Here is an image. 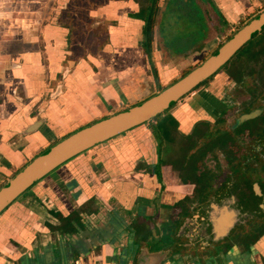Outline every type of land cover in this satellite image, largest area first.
Masks as SVG:
<instances>
[{
	"label": "crops",
	"instance_id": "0c3cea01",
	"mask_svg": "<svg viewBox=\"0 0 264 264\" xmlns=\"http://www.w3.org/2000/svg\"><path fill=\"white\" fill-rule=\"evenodd\" d=\"M78 1L69 18V0H57L52 17L23 38L22 50L0 60V189L53 146L141 104L156 87L146 70L168 53L152 42V59L146 58L140 4ZM213 1L234 32L264 5ZM155 158V141L143 125L60 167L0 216V264H166L171 245L160 240L170 209L185 205L189 192L148 175ZM76 213V231L64 234L62 219ZM241 247L250 258L230 264H264V238Z\"/></svg>",
	"mask_w": 264,
	"mask_h": 264
},
{
	"label": "flooded vegetation",
	"instance_id": "af4514ba",
	"mask_svg": "<svg viewBox=\"0 0 264 264\" xmlns=\"http://www.w3.org/2000/svg\"><path fill=\"white\" fill-rule=\"evenodd\" d=\"M234 81L232 92L248 97L238 101L229 96L212 107L195 97L183 109V116L189 114L181 120L170 113L177 104L164 113L175 122L162 143L168 145L164 161L163 151H157L160 142L149 128L156 158L147 174L160 183L174 180L189 192L183 198L185 205L170 209L164 244L171 249L189 246L216 259L227 257L234 245H257L264 238V84L247 86L244 77ZM209 157L214 169L225 160L236 175L222 181L228 185L222 197L214 194L220 181L206 165ZM254 214L261 222L253 225L249 220ZM246 223L250 230L241 233Z\"/></svg>",
	"mask_w": 264,
	"mask_h": 264
},
{
	"label": "rangeland",
	"instance_id": "374dc122",
	"mask_svg": "<svg viewBox=\"0 0 264 264\" xmlns=\"http://www.w3.org/2000/svg\"><path fill=\"white\" fill-rule=\"evenodd\" d=\"M56 1L57 0H0V55H1L0 60H2V57L6 55L8 56V54L11 52L14 53L22 50L20 44L22 43L23 38L34 34L33 33L35 31L34 28L36 29L39 25L38 21L41 20L47 21L46 19H48L51 16L52 7ZM78 2L80 6L81 1L69 0V5L67 6V9H69L68 12L70 16L69 18H72L70 14L71 10L73 9L76 10ZM175 3H176L175 0L157 1V9H156L157 14L155 16V23L153 26V42H154L155 51L158 48L157 45L158 46L161 45L160 41L158 40L160 37L159 34L160 25H161L160 23L162 19L170 17L171 13L167 11V7L169 5L173 6ZM183 4L187 5V0H184ZM263 9H264V5L263 8L256 11V15L262 13ZM78 11L80 13L83 12L82 10H78ZM185 12H187V8ZM245 18H246L245 20L242 19L239 22V24L236 25V27H234L235 32L234 30H232V28H231L232 31L228 29V26L226 27L221 26L217 18H214L213 21L208 25L209 29L206 33L205 40L201 41L198 45L188 49L183 53H174V51H171L169 55L161 53L155 58L154 61L152 59V63H153L152 70H151V65L149 64L148 65L149 70L147 69L146 71L153 72L151 73V76H154V83L156 84V87L151 91H149V93L151 92V95L154 96L156 92L159 91V89H163L171 86L172 84L183 78V76H185L187 73L199 67L206 59H208L211 55H213L216 51H218V49L228 41V38L232 34L242 29L244 25L248 23L250 17L247 16ZM35 20L37 21L35 22ZM176 35H177V31L171 29L170 32L166 34V37L167 39L170 40L171 38H175ZM258 38L259 37H255V39H253V41H251V43L247 46V49L249 50L254 49L255 48L254 44L257 43ZM240 54L228 64L229 66L227 65L226 69L223 68L205 86H203L198 91L193 92L191 95L187 96L185 99L177 103L175 108H173V110H171L170 113L180 120L183 117H186L187 112H184V116H183V109L187 106V104H189V101L194 100L195 97H197L198 99H202L205 105H209L211 107L213 105L218 104V102L221 101V99L227 101V98L229 96L234 97V99L238 101L245 99L246 97H248V95L244 96V95H239L236 92L235 93L232 92L236 88L234 84L235 81L233 75L237 73L240 74L241 71L245 73L243 77L245 78V82L247 81L246 82L247 86L250 85V83H254L256 85L257 84L256 82H261L262 84H264V73L261 72L263 68L259 66L256 68L253 63H249V60L245 55L240 56ZM250 70L256 72L255 74V76L257 77L256 79H250L248 77L249 75H247V73ZM231 72L232 75H229ZM168 112L169 110L166 111L165 113ZM232 123H234V120L230 121V124ZM93 125H95V123ZM146 126L147 128H149L148 125ZM136 129H133L132 131ZM167 147H168L167 144L158 147L157 151L159 153L163 151L164 153V155L161 157L162 161L166 159L165 153ZM172 157L174 158L175 156L172 155ZM223 161H224L222 162L223 164L220 163L219 164L220 166L217 169H214L215 164L210 157L207 159V164H206L208 168L209 167L211 168L210 171L213 172L216 175V177L218 176L219 178L220 184L218 183L219 185L217 187H214V194H216L217 196L225 195V192H227L228 190L227 189L228 185L226 186L227 182L223 183L224 186L222 187L221 186L222 181L225 179L227 180L228 178L230 179V177L233 178L236 177V175L230 173L231 169H229V167L227 166L226 161L225 160ZM50 175L53 176L55 175V173L53 172ZM30 192L31 189L22 197H20L17 201H21ZM249 221L253 222V225L255 223L261 222L260 218L255 214L251 215ZM246 225L247 223L245 224V228L247 229L241 230V233H246L248 230H250L248 229L249 228L248 226L246 227ZM243 226L240 225L239 228L240 227L243 228ZM250 227H252V225ZM161 240L163 242L160 244H164V238ZM236 246L238 251L237 253H234L233 250H231L227 257L221 255L219 258L216 259L211 258L209 256H204V253L202 251L200 252L198 249H191V247L189 246L188 247L182 246L179 249L172 248L165 255V259L168 260L166 264L168 262L169 263L171 262L170 264H175V262L176 264H199V263L230 264L232 263L233 259L250 258L249 253L244 252V248L241 247L242 245L240 246L236 245ZM239 264L242 263L239 262Z\"/></svg>",
	"mask_w": 264,
	"mask_h": 264
},
{
	"label": "water",
	"instance_id": "95a60500",
	"mask_svg": "<svg viewBox=\"0 0 264 264\" xmlns=\"http://www.w3.org/2000/svg\"><path fill=\"white\" fill-rule=\"evenodd\" d=\"M264 30V12L246 24L199 67L130 109L76 132L31 161L0 189V216L37 183L91 149L152 122L215 77Z\"/></svg>",
	"mask_w": 264,
	"mask_h": 264
},
{
	"label": "trees",
	"instance_id": "16d2710c",
	"mask_svg": "<svg viewBox=\"0 0 264 264\" xmlns=\"http://www.w3.org/2000/svg\"><path fill=\"white\" fill-rule=\"evenodd\" d=\"M136 1L140 4V12L136 15V18L142 20L145 23L143 40L141 42L142 48L144 49L146 58L151 61L153 26L155 23V16L157 14L156 6L158 0ZM175 2L176 3L173 6L169 5L167 7V11L171 13V15L170 17L162 19L159 30L161 48L166 50L168 54H170L171 51H174V53H183L188 49L198 45L201 41L205 40L206 33L209 29L208 25L213 21L214 18H217L221 26H227L226 19L213 0H187V5L183 4L184 0H175ZM186 8L187 12H185ZM171 29L176 30L177 35L175 38H171L169 40L167 39L166 34L170 32ZM233 36H231L228 41ZM255 37H259L257 43L254 44L255 48L252 50L247 49V46L251 43L250 42L244 47L241 52L237 54V56L240 53V56L245 55L248 58L249 63H253L256 68L258 66L263 68L261 72L264 73V30L261 34ZM255 37L253 39H255ZM224 68L226 69L227 66H225ZM244 74L245 73L241 71L240 74L237 73L233 76L237 80L243 81ZM255 74L256 72H254L253 70H250L247 73V75L252 78L255 77ZM230 75H232V72L230 73ZM212 79L205 82L200 87L205 86ZM162 90L163 89H159V91ZM164 115L165 114L160 115L152 122L145 124L148 125L149 128L155 133L156 138L160 142V146H162L164 139L173 129L172 125L175 126V122L173 120L170 121L167 117H164ZM76 219L79 220V213H76L73 216L65 219L63 218L62 225L59 227V230H61L64 234H70L76 231V227L73 225V221ZM161 241L162 240H160V242ZM245 246L246 248H248L249 245Z\"/></svg>",
	"mask_w": 264,
	"mask_h": 264
}]
</instances>
